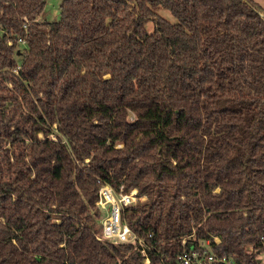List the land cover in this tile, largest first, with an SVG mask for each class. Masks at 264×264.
Returning a JSON list of instances; mask_svg holds the SVG:
<instances>
[{"label":"trees","instance_id":"1","mask_svg":"<svg viewBox=\"0 0 264 264\" xmlns=\"http://www.w3.org/2000/svg\"><path fill=\"white\" fill-rule=\"evenodd\" d=\"M46 2L0 0V264H175L206 240L203 264H264L260 6L63 0L41 21ZM105 182L147 196L123 211L142 246L98 238Z\"/></svg>","mask_w":264,"mask_h":264},{"label":"built area","instance_id":"2","mask_svg":"<svg viewBox=\"0 0 264 264\" xmlns=\"http://www.w3.org/2000/svg\"><path fill=\"white\" fill-rule=\"evenodd\" d=\"M27 30V23L24 24ZM22 45L26 44L25 36L19 37ZM147 199L146 195H139L137 188L126 190L125 185L119 189L114 188L110 183H102L99 187V198L97 204L103 210L101 218V231L98 238L109 240L115 244L132 243L136 247L144 244V239L132 230L130 225L123 218V211L126 207L137 205ZM218 241V239L216 238ZM186 244V238L183 240ZM210 243L209 240L202 241L201 246L197 247L192 243L188 248L178 254L175 264H203L215 260V256L208 252L205 245ZM146 256V251L142 250ZM150 259L146 256L145 263L148 264Z\"/></svg>","mask_w":264,"mask_h":264},{"label":"rangeland","instance_id":"3","mask_svg":"<svg viewBox=\"0 0 264 264\" xmlns=\"http://www.w3.org/2000/svg\"><path fill=\"white\" fill-rule=\"evenodd\" d=\"M46 6L44 11L41 13V15L39 16V20L41 21H54V20H59L60 19V7H61V3L63 0H46ZM254 2H256L263 14H264V0H253ZM164 14L167 15L168 18H171L170 13H168L167 11H164ZM151 29V28H150ZM19 59H21V57H19ZM167 59L166 56H164L161 60L159 64H154L147 66V69H149V71H147L148 73L151 72L153 74H157V71H160V69L163 68V66L166 65L167 63ZM163 66H162V64ZM160 73H162V71H160ZM120 145V144H119ZM97 228L99 230V233L101 231V219L98 220L97 222ZM262 261L264 262V253H262L260 255Z\"/></svg>","mask_w":264,"mask_h":264},{"label":"water","instance_id":"4","mask_svg":"<svg viewBox=\"0 0 264 264\" xmlns=\"http://www.w3.org/2000/svg\"><path fill=\"white\" fill-rule=\"evenodd\" d=\"M264 15V14H263Z\"/></svg>","mask_w":264,"mask_h":264}]
</instances>
